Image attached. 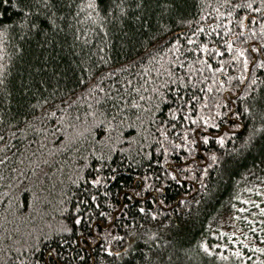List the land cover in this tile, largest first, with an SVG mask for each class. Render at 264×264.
Wrapping results in <instances>:
<instances>
[{
    "label": "trees",
    "instance_id": "obj_1",
    "mask_svg": "<svg viewBox=\"0 0 264 264\" xmlns=\"http://www.w3.org/2000/svg\"><path fill=\"white\" fill-rule=\"evenodd\" d=\"M249 2L253 0H231L233 6ZM47 3L0 0V264H33V259L55 264L49 250L57 248L60 229L72 227L73 180L78 172L95 178L85 164L97 167L101 155L109 158L116 179L99 188L97 202L115 219L95 218L99 236L91 247L83 241L71 248L63 245L69 259L78 248L85 249L80 252L85 261L72 264H264V252L256 250L264 248V69L251 63L249 48L264 47V12L229 7L223 0H51L45 7ZM92 3L95 9L89 7ZM25 4L31 8L27 20ZM225 41L232 44L231 52ZM205 44L220 54L190 51ZM236 49L247 50L248 70L243 57L233 59ZM177 59L185 66L179 75L195 73L196 87L183 90L186 97L200 96L195 108L178 113L175 105L153 107L154 102L140 100L149 97L156 70ZM198 60L213 69L223 61L227 71L213 73ZM244 91L251 95L243 96ZM230 93L228 107L240 110V127L232 126V116L227 125L217 119L219 128L210 119L204 131L182 119L214 117L215 104ZM245 105L251 114L243 113ZM169 109L179 120L166 140L157 129L160 121L170 120ZM185 128L209 134V143L197 140L191 156L186 147H173L181 143ZM218 136L224 137L223 146ZM157 140L169 149L167 155L156 151ZM146 152L152 153L151 163ZM213 154L221 163H213ZM165 169L178 170L179 183ZM102 172L111 175L107 167ZM144 176L151 187L129 200L133 188L140 191ZM122 204L127 208L121 210ZM147 210L156 211L157 218ZM45 235L48 239L38 242ZM69 235L63 233L65 239ZM104 247L121 255L110 256ZM237 251L242 255L236 256Z\"/></svg>",
    "mask_w": 264,
    "mask_h": 264
},
{
    "label": "snow or ice",
    "instance_id": "obj_2",
    "mask_svg": "<svg viewBox=\"0 0 264 264\" xmlns=\"http://www.w3.org/2000/svg\"><path fill=\"white\" fill-rule=\"evenodd\" d=\"M224 4L229 6V7H236V8H247L250 9L252 12L260 13L264 12V0H259V6L254 7L253 2H249L246 4H236L232 5L231 0H223ZM3 3L7 4L8 0H3ZM51 4V0H49V3L45 4V7H49ZM15 6V5H14ZM139 6V5H138ZM90 8H96L97 5L95 3L89 4ZM119 7V5H117ZM24 8L28 9V12L24 14V19L27 20L29 16L31 15V8L29 5L25 4ZM23 12V9H21ZM120 11L122 14H126L125 10L123 8H120ZM218 11V9H217ZM220 15H223V13H220ZM229 16L232 15L231 12L228 13ZM247 19H252V17H247ZM231 23V21H229ZM240 27H244L243 21L241 20L240 22ZM253 23L255 21L253 20ZM32 27H37L35 23H32ZM228 31V29H225ZM261 30L264 31V25L261 26ZM198 31H203V29H199ZM195 35V33H193ZM218 36L219 33H216ZM189 44H193L194 41L188 40ZM227 43V50L231 52L233 50L232 44L228 41H225ZM179 44V42H177ZM251 53H252V60L251 63L255 64L258 68L264 69V60H259V57H264V47H255L250 45L249 46ZM201 50L209 55H211L212 51H215L217 55H219V50L213 46L212 50L208 49V45H200L198 49H192L190 51H197ZM238 56L233 57V59H239L240 57H243V69L248 70L249 66V57L245 54L247 50H241V49H236ZM198 63L205 64L206 67L212 71L213 73L217 71H223L226 72L227 69L224 68V62L220 61L219 68L213 69L212 65L208 63L206 60H198ZM184 64L180 62L178 59L170 62L169 66L167 68H164L163 71L157 69L155 76L151 77L150 79L153 82V87L151 88L150 95L146 99L144 96H140V100L145 101V102H154L153 107H159L160 103H167L169 105H175L176 106V111L178 113H185L187 111H190L191 109L195 108L196 102L200 101V96L197 94L193 93L190 97H186L185 94H183L184 89H189V88H195L196 84L192 82V76L195 75L194 72L191 70L184 72V75L181 76L178 74L180 70L184 69ZM201 72H203V68L200 69ZM164 77H167V79H164ZM184 77H187V79H184ZM207 80V77L204 78ZM234 79V77L229 76V80ZM244 77L241 76L240 80L241 82L244 81ZM129 83H131L129 81ZM149 80H145V84H148ZM221 85H223V81H220ZM256 80L253 79L252 84H255ZM254 90V89H253ZM103 91V89H101ZM135 91L139 92V89H136ZM145 91H148V89H145ZM204 89L200 88L199 92H203ZM208 91L211 92L212 89L209 87ZM251 93L249 91H244L243 96L247 97L250 96ZM239 98V94H237ZM205 101L207 100V97L205 96L203 98ZM121 102H125L123 97L120 98ZM232 103L231 100V93L229 97H225L222 102H218L215 104V108L217 109L216 114L214 117H209V118H204L200 117L198 120H193L191 119L190 116L188 115H183L182 119L186 123H191L192 125H198L201 128V131H204V126L209 125V120H212V126L219 128L220 124L216 123L215 121L219 119L221 122L224 124H228V117L232 116L235 117V119L232 121V126L235 128L240 127L239 124V117L241 115V112L239 109L233 107L229 108L228 105ZM135 107L139 108L140 105H134ZM202 107H207L206 103H203L201 105ZM223 108L225 111H220V109ZM114 110H118L115 107L114 104ZM149 112L152 111V109H148ZM170 111V120H163L160 121V128L157 129L159 135L163 137L164 139H168L169 137V131L170 130H175L176 128V122H178L179 117L175 113H171ZM243 113L245 114H251L250 108L245 105L243 108ZM115 119V117H113ZM202 122V123H201ZM156 121H150V124L152 126H155ZM167 125V127H166ZM192 135L193 138L189 139V136ZM255 135V131L250 135L249 139L245 142L246 146H251V141ZM4 138L0 136V140H3ZM197 140L202 141V143L207 144L209 143V134L205 133L204 135H200V132H197L196 128H185L183 131V135L181 137V143H175L173 144L174 148H180V147H186L188 149V155L191 156L193 152V145L197 144ZM217 142L223 146L225 140L223 136H218L217 137ZM157 144H159V147L156 148L157 152H162V154L167 155L169 149L164 147L163 143H161L160 140L156 141ZM169 143H173V141H169ZM151 157L152 153L151 152H146L145 153V158L148 160L149 163H151ZM109 158L101 155L100 157L97 158L98 165L97 167H94L92 165L85 164V168H92V172L96 173L95 178H90L91 174L85 176V175H80L79 172L77 173L76 179L73 180V184L76 186V192L72 194V199L69 201L71 203V209H70V219L72 222V227H64L60 229V232L58 235H60V240L57 241V248L50 249L49 250V257L55 261V264H62L63 261L67 260V264H72V261H77V262H83L85 261V257L80 255V252L85 250L83 247L78 248L75 252V254L71 257V259L68 258L67 254L64 252L63 245L67 244L69 248H71L73 245L80 244L82 241L85 243L87 247H91L93 244L96 243L95 237L99 236V233L95 231V218L97 217H102V218H107L110 220L115 219L114 216H111L109 212L101 210V204L98 203V195L96 193L99 192V188L103 186V184L107 181L115 180L116 175H115V169H112L110 165L107 163V160ZM211 160L213 163H221L220 158H218L215 154L211 156ZM4 161H0V163H3ZM159 163V160L156 161ZM108 168L109 172L111 175H104L102 170L104 168ZM171 167V165H169ZM165 174L169 175L172 180L177 181L179 183V171L173 169L171 172H169L167 169H165ZM141 181L140 185V191H136L135 188L132 189V194L128 196V199L131 200L132 196L136 197H141L143 190L145 188H150L151 185L145 183L149 177L144 176L139 178ZM157 180L160 179L159 176L156 177ZM95 189V192L93 191ZM156 192L162 194V189H155ZM108 193L105 192L104 196L107 197ZM159 204H163V201H156ZM183 202V201H181ZM244 203H252L251 201H244ZM110 208H112V205H109ZM121 210L124 208H127V205H120ZM115 210V209H113ZM138 211L140 213H146L145 207H139ZM150 212L152 219H156L158 213L156 211H151L147 210ZM240 212L246 211V209L241 208L239 210ZM261 213H264V208L260 209ZM246 219V218H245ZM161 224L164 225L165 227H168L169 225H165L164 221H161ZM254 231V229H253ZM63 233H68L70 234L67 239L64 238ZM75 236V239H72V236ZM107 235H111V233H108ZM38 242L42 240L48 239V237L42 236L37 238ZM117 239H123L122 237H117ZM224 247H227V245H224ZM204 251L209 252L210 250L206 244L203 245ZM59 249V250H58ZM104 252L108 253V255L112 256H120L121 253L118 251H114L111 247H104L102 249ZM257 251L264 252V248H258L256 249ZM33 257L36 255L37 249L35 246L31 249ZM236 256H241L242 253L239 251L235 252ZM33 264H37V261L33 259ZM93 264H95V261H93Z\"/></svg>",
    "mask_w": 264,
    "mask_h": 264
}]
</instances>
